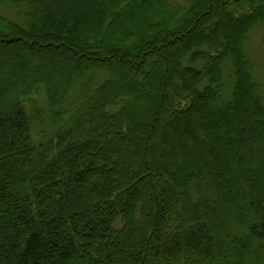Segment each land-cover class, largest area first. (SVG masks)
<instances>
[{
  "label": "trees",
  "instance_id": "trees-1",
  "mask_svg": "<svg viewBox=\"0 0 264 264\" xmlns=\"http://www.w3.org/2000/svg\"><path fill=\"white\" fill-rule=\"evenodd\" d=\"M1 3L0 264H264V0Z\"/></svg>",
  "mask_w": 264,
  "mask_h": 264
},
{
  "label": "rangeland",
  "instance_id": "rangeland-1",
  "mask_svg": "<svg viewBox=\"0 0 264 264\" xmlns=\"http://www.w3.org/2000/svg\"><path fill=\"white\" fill-rule=\"evenodd\" d=\"M0 12H3L4 14H11L12 10H8L4 4L1 3L0 0ZM249 49L250 52L253 54L254 59L257 62L258 71H257V77L260 79L261 77H264V34L260 29H257L254 31L250 37L249 41ZM24 107L26 109V112L31 116L33 121V127L32 132L34 135H38L39 132L42 130L48 131L49 129L46 128L48 123L45 121L42 123L39 121L40 119L38 116H41L43 118H46L47 112H46V98H45V92L42 88H39L37 91H35L29 98L24 99ZM39 114V115H38ZM43 134V133H42ZM229 232L232 234L234 238L237 237L236 233H234L231 229H229ZM244 264H248L247 261H244Z\"/></svg>",
  "mask_w": 264,
  "mask_h": 264
}]
</instances>
